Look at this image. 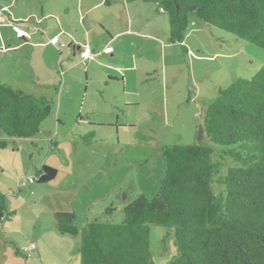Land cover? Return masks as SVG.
Instances as JSON below:
<instances>
[{
	"label": "rangeland",
	"instance_id": "obj_1",
	"mask_svg": "<svg viewBox=\"0 0 264 264\" xmlns=\"http://www.w3.org/2000/svg\"><path fill=\"white\" fill-rule=\"evenodd\" d=\"M33 3L38 1L28 0ZM147 5L153 7L137 1L128 15L141 36L120 35L110 43L113 52L105 53L102 42L90 49L91 58L72 55L68 46L60 56L31 28L28 42L39 45L16 47L0 59V81L53 102L32 138L1 137L6 147H0V190L11 215L0 223V264H79L80 236L59 233L54 213L74 212L78 229L93 219L121 221L123 207L137 193L151 196L156 190L165 169L162 146L195 142L218 89L251 77L264 64L263 48L195 15L184 41L171 42L167 14L149 12ZM123 10L120 0H108L82 21L71 9L51 22L73 27L84 42L91 27L104 33V25L112 34L125 30ZM13 29H0V41L22 43ZM89 131L94 135L86 144L83 135ZM42 164L55 168L56 177L31 181ZM149 236L154 263L168 264L176 255L173 231L151 223ZM30 244L34 248L23 251Z\"/></svg>",
	"mask_w": 264,
	"mask_h": 264
},
{
	"label": "trees",
	"instance_id": "obj_2",
	"mask_svg": "<svg viewBox=\"0 0 264 264\" xmlns=\"http://www.w3.org/2000/svg\"><path fill=\"white\" fill-rule=\"evenodd\" d=\"M127 1L165 12L171 42L184 41L195 15L264 49V0ZM52 105L0 81V147H6L2 136L36 135ZM202 124L195 142L162 146L165 169L156 190L137 193L121 221L93 219L78 229L74 212L54 213L59 233L80 236L79 264H155L151 223L174 233L176 255L168 264H264V64L251 77L219 88ZM93 135H83L86 144ZM56 175L42 164L30 180L45 183ZM7 203L0 190V223L11 215ZM114 210L110 205L106 214Z\"/></svg>",
	"mask_w": 264,
	"mask_h": 264
},
{
	"label": "crops",
	"instance_id": "obj_3",
	"mask_svg": "<svg viewBox=\"0 0 264 264\" xmlns=\"http://www.w3.org/2000/svg\"><path fill=\"white\" fill-rule=\"evenodd\" d=\"M5 1V0H4ZM37 4H28V0H9V3L3 4L0 0V29L3 32V29L5 31H11V28L13 29L12 23L17 20H21L19 23V26L26 29L27 31H31V34H33L31 28H34L35 31H41V38L44 41L40 42L45 46H51L55 50H57L55 47L58 48L59 55L61 56V49L62 47L68 46L69 51L72 52V55H76L80 53V49L82 47V44H87L86 46L91 48H97L99 45H101L102 42H107L106 46L111 47L110 43L113 42L115 43L117 38L120 37V35L126 33V34H132L136 36H141L139 33V30L135 29L138 28V24L135 25V28L133 29L132 25V20L129 19L128 15L130 12V8L132 5H134L137 1L134 2H128L127 0H120L123 4V17L125 19V30H120L116 31L114 34L111 33L108 27H105L104 25L102 26L104 33L106 32V35L109 37H105V34L102 33V31H98L97 28L91 27L89 31L85 32L86 35V41L81 42L78 40V31L74 29L73 27H69L65 24H62L61 28L60 26H57L56 24L54 25L52 20H57L61 19L62 17L65 18L66 15L70 14L71 9H74L76 11V14L80 16V18L77 17L78 22L82 21L83 18L88 16V14L91 12L93 8L96 6L106 4L108 3V0H98V2L93 3V0H89L87 4H83V2L87 0H74L72 2H69L65 6V0H37ZM127 1V2H126ZM151 4V3H147ZM86 5V6H83ZM155 4H152L153 7H147L145 8L149 12H153L156 8L154 7ZM160 12V11H159ZM37 18L38 21L37 23H32L31 25H34L31 27L29 25V21ZM68 18H70L68 16ZM73 23L75 22V19L73 18ZM101 23V22H100ZM28 24V26H27ZM101 28V29H102ZM105 29V30H104ZM14 30V29H13ZM88 30V29H87ZM1 32V33H2ZM139 33V34H138ZM15 37L17 39H20L16 36V33H14ZM73 35V36H72ZM33 38V36H31ZM46 37V41L43 40V38ZM54 38H57V41L55 44L51 43L50 41ZM88 39V40H87ZM66 41L67 43H65ZM12 42V44H10ZM39 43L31 44L27 40H22V43L18 44L17 42L9 41L8 39H5L3 41H0V59H3L4 57L11 56V52L14 50L16 47H26V46H31V47H36L38 46ZM113 48V47H111ZM102 50V49H101ZM114 51V48L112 49V52ZM99 53L100 50L98 51ZM97 52V53H98ZM69 68V67H68ZM67 68V70H68ZM126 70H134L133 67H126ZM31 78V77H30ZM124 87L126 86L127 83V77L126 75L122 77Z\"/></svg>",
	"mask_w": 264,
	"mask_h": 264
},
{
	"label": "built area",
	"instance_id": "obj_4",
	"mask_svg": "<svg viewBox=\"0 0 264 264\" xmlns=\"http://www.w3.org/2000/svg\"><path fill=\"white\" fill-rule=\"evenodd\" d=\"M12 23V26L16 32V35L17 37L19 38H24V39H30L31 38V34L30 32H28L27 30H25L24 28L20 27L19 26V22L18 21H15V22H11ZM57 41V38H54L52 39L50 42L55 44ZM112 48L107 46L103 49L104 52H111ZM81 55L84 59H87V58H91L92 57V53H91V50L89 49L88 46H84V48L81 50ZM31 248H34V245L31 244L29 247H26L24 250H29Z\"/></svg>",
	"mask_w": 264,
	"mask_h": 264
},
{
	"label": "clouds",
	"instance_id": "obj_5",
	"mask_svg": "<svg viewBox=\"0 0 264 264\" xmlns=\"http://www.w3.org/2000/svg\"><path fill=\"white\" fill-rule=\"evenodd\" d=\"M17 21L19 22V20H17ZM25 30H26V29H25ZM16 36H17V35H16ZM18 38H19V37H18ZM31 38H32V37H31ZM31 38H30V39H31ZM20 39H24V38H20ZM30 39H29V40H30ZM24 40L29 41L28 39H24ZM106 47H107V46H106ZM82 49H83V48H82ZM82 49H80V52H81ZM111 51H112V50H111ZM105 53H108V52H105ZM92 56H93V55H92Z\"/></svg>",
	"mask_w": 264,
	"mask_h": 264
}]
</instances>
